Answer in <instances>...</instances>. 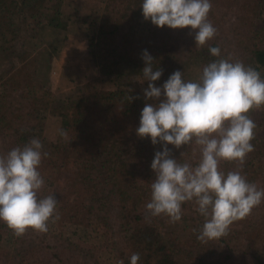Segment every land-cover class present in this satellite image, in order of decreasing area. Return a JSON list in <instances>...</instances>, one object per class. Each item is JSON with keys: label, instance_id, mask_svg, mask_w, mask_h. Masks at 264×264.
Here are the masks:
<instances>
[{"label": "trees", "instance_id": "obj_1", "mask_svg": "<svg viewBox=\"0 0 264 264\" xmlns=\"http://www.w3.org/2000/svg\"><path fill=\"white\" fill-rule=\"evenodd\" d=\"M210 2L208 20L217 31L202 48L189 28H157L144 20L142 0H102L100 11L90 7L87 23L96 25L98 18L86 36L96 74L54 105L51 90L36 85V67L59 49L75 6L70 0H0V156L33 138L41 141L49 155L38 168L45 181L40 197L54 195L59 216L46 233L29 229L20 237L0 221L4 264H130L133 253L138 264H264V201L234 222L227 236L203 243L193 232L205 219L194 202L182 205L175 224L165 216L145 219L155 179L150 166L162 144L136 134L149 83L142 53L153 58L154 70L162 69L152 82L156 87L175 71L195 82L218 58L241 61L264 79V0ZM37 35L45 40L46 56L27 46ZM215 46L220 57L208 51ZM52 111L66 138L59 132L54 139L42 136ZM249 115L257 127L242 174L264 189V107ZM167 147L178 163L195 166L200 159L194 143ZM219 167L227 174L239 165L221 161Z\"/></svg>", "mask_w": 264, "mask_h": 264}, {"label": "clouds", "instance_id": "obj_2", "mask_svg": "<svg viewBox=\"0 0 264 264\" xmlns=\"http://www.w3.org/2000/svg\"><path fill=\"white\" fill-rule=\"evenodd\" d=\"M211 8L210 0H142L141 4L144 20L157 28L194 31L198 48L216 35L208 20ZM208 51L220 57L218 46ZM142 59L146 64L143 80L149 83L136 134L150 138L152 145L162 144L150 166L155 179L145 219L165 216L175 224L181 221L182 205L194 202L196 212L205 218L199 229H193L198 232L197 239L202 243L219 240L228 235L234 222L245 219L264 201V189L242 174L246 156L254 151L251 141L257 127L249 113L264 107V79L241 61L218 58L203 67L195 82L185 81L183 72L175 71L156 87L152 82L159 80L162 69H153V58L146 50ZM59 134L67 137L63 129ZM193 143L200 150L195 166L178 163L167 147L179 149ZM42 149L41 141L33 138L0 156V221L16 237L29 229L46 233L48 223L59 219L55 196L40 197L45 181L38 168L49 155ZM221 161L239 167L225 174L219 167ZM139 259V254L133 253L130 264H138Z\"/></svg>", "mask_w": 264, "mask_h": 264}, {"label": "rangeland", "instance_id": "obj_3", "mask_svg": "<svg viewBox=\"0 0 264 264\" xmlns=\"http://www.w3.org/2000/svg\"><path fill=\"white\" fill-rule=\"evenodd\" d=\"M74 5V13L70 18L67 29L59 49L49 57H41L36 67V85L47 88L53 93V104L66 99L75 85L93 77L96 71L90 60L91 54L88 48L87 34L96 29V25H89L90 7L96 11L102 8V0H70ZM82 3V4H79ZM94 15V14H93ZM92 16V15H91ZM97 16V14L95 15ZM90 26V27H89ZM40 35L28 40L27 46L39 54H45L46 44ZM139 81V79H138ZM141 84V83H140ZM107 87V83H104ZM143 86V84H141ZM147 89V86L144 85ZM144 89V90H145ZM60 118L55 112L47 114L43 127L42 136L54 139L59 132ZM4 256L0 253V264H4Z\"/></svg>", "mask_w": 264, "mask_h": 264}]
</instances>
